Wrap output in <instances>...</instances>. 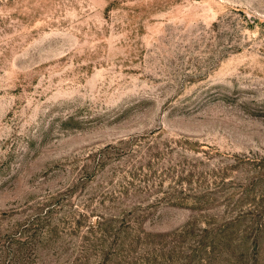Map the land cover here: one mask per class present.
I'll return each instance as SVG.
<instances>
[{
	"label": "rangeland",
	"instance_id": "374dc122",
	"mask_svg": "<svg viewBox=\"0 0 264 264\" xmlns=\"http://www.w3.org/2000/svg\"><path fill=\"white\" fill-rule=\"evenodd\" d=\"M0 264H264V0H0Z\"/></svg>",
	"mask_w": 264,
	"mask_h": 264
},
{
	"label": "trees",
	"instance_id": "16d2710c",
	"mask_svg": "<svg viewBox=\"0 0 264 264\" xmlns=\"http://www.w3.org/2000/svg\"><path fill=\"white\" fill-rule=\"evenodd\" d=\"M29 226V225H28ZM28 226H25L22 228V230L16 231L13 235V240L19 241V242H28L30 239L28 236H25L26 230L29 229Z\"/></svg>",
	"mask_w": 264,
	"mask_h": 264
}]
</instances>
